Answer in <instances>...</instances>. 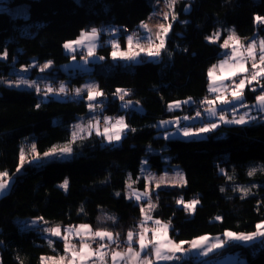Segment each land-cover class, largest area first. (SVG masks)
<instances>
[{
	"label": "trees",
	"instance_id": "trees-1",
	"mask_svg": "<svg viewBox=\"0 0 264 264\" xmlns=\"http://www.w3.org/2000/svg\"><path fill=\"white\" fill-rule=\"evenodd\" d=\"M4 2H29L31 12L25 18L0 12V54H7L0 59V76L9 74L12 63L28 66L32 58L50 60V82L68 79L71 88L80 84L84 74L67 75L60 69L70 58L64 53L66 42L92 29L139 26L151 11L149 0ZM187 4L190 11L184 13ZM174 11L177 20L165 48L155 57L158 62H114L109 46L97 49L103 60L93 64L91 74L101 98L110 101V96L122 90L129 93L124 100L139 107L122 109L117 98L99 112L124 119L127 131L117 146L95 134L72 142L69 127L87 116L88 101L49 94L40 100L32 90L0 85V172L15 173L24 142L33 143L38 154L72 142L69 160L25 165L9 191L0 195V264H41L42 256L63 253L60 241L49 245L36 229H21L17 221L21 218L41 220L50 227L87 224L124 240L141 219L140 204L126 198L124 187L130 177L135 189L144 190V180L138 177L143 158L160 172L167 156L184 173L181 187L152 192L156 197L152 215L169 223V236L175 242L225 231L252 233L264 222L263 119L248 125L222 124L206 136L190 139L165 140L156 127L159 120L174 114L167 111L173 101L192 98L194 104L183 108L188 114L206 109L201 106L209 96L208 70L222 58L221 43L226 35L223 31L216 43L206 38L225 26L234 27L244 40L255 29L261 34L264 23L256 17L264 18V0H178ZM121 38L124 44L123 35ZM74 55L78 56L77 51ZM259 90H247V100H253ZM149 149L160 152L149 153ZM64 180L68 183L63 189L60 183ZM242 188L248 189L247 195ZM190 200L198 201L192 210L177 203ZM230 247L231 253L237 252L243 259L242 264H264L262 240Z\"/></svg>",
	"mask_w": 264,
	"mask_h": 264
},
{
	"label": "rangeland",
	"instance_id": "rangeland-1",
	"mask_svg": "<svg viewBox=\"0 0 264 264\" xmlns=\"http://www.w3.org/2000/svg\"><path fill=\"white\" fill-rule=\"evenodd\" d=\"M4 1L5 0H0V12L9 13L13 17H24V18L27 17L31 12V4L29 2L10 5L9 3H6ZM149 1H150V6H151V11L148 14L147 18L143 21V23L148 25V29L150 30V32L141 28L140 27L141 24H139V27L142 31V36H141L139 42L145 48L148 47V42H147L146 38L149 35L151 36V39H152L154 45L159 44V40L157 39V33L162 35L165 39V42H166V39L171 32L172 26H173L174 22L177 20V16H176L175 11H174L176 3L174 4L172 9H169L167 6L168 0H149ZM176 1H178V0H176ZM165 13L168 14L167 19H165ZM173 15H175V19L172 18ZM150 17H151V19H150ZM160 24H163L165 27H167L169 24L171 25L167 34H164L162 32L161 28L159 27ZM118 29H119L118 27H113V26L97 28L96 29L97 30V37H96L95 41L92 42V43H94L95 47L93 49V54L91 56L88 55L87 42L84 46H75L74 45V48H75L74 51H69V50L65 49V47L63 46L64 53L69 55L70 58L67 62L60 65V69L62 70V72L66 73L67 75H75L76 73L84 74L83 79L80 82V84H73L72 88L69 86L68 82L66 81L68 79H66V80L57 79L59 81L50 82V80L48 78L50 73L48 71L51 70V68H52V65H53L52 62L50 60L38 61L36 58H32L31 62L28 66H24V65L23 66H15L12 63L9 74L7 76H0V85L12 87V88H16V89L32 90L38 95V98L40 100H41L42 95H44V97H46L49 94V95H52L55 97H59L58 95L70 96V97L72 96L75 99H80V100L83 99L85 101H88L87 116L78 118V120L75 121L74 123H72L69 127V129L71 131L72 142L77 141V140H82L91 134L97 135V129L101 133V135H98V136L104 137L103 132H104V129L106 127V125L104 123L105 118H108V121H109V123L107 125V127L109 128L108 134L112 135L117 130L115 128H112V125H115L116 121L122 117L121 116H118V117L117 116H113V117H105L104 116V117L100 118V120H98L95 116L99 113H94V111L104 108L103 105L98 104L99 101H101L103 98H101L100 95H96L94 100L89 101L88 95H89V89L90 88L93 91V95H95L97 92L100 93V91L98 90V87H97V81H96L95 77L91 74L94 67H95L93 64L99 63L103 60V59H101V56L97 53V49L100 46L105 45V46L110 47V49H111L110 59L112 61H114V62L126 61L125 59H121L119 57V54H117V56L115 58L112 55V53L114 51V49L112 47V43L114 41L119 46L118 51H125L126 52L128 50V44H127V39H126L128 36H123L124 44H122V42H121L122 38H121V35H120ZM223 31L225 32L226 37L222 41L221 45H223L224 41L229 37V35H231L233 33L235 34V36L237 38H239L240 44L245 46V47L247 46V44H249L253 40L258 42L259 40L264 39V36L263 35L259 36L258 30L255 29L254 34L249 39L245 40V42H244L243 39H241L236 34L234 27H231V26L230 27L225 26L224 28H218L216 30V32H214L212 35H210L208 37H213L214 43H216ZM90 32H91V30L84 32V33H90ZM217 33H219V36H216ZM100 37H102V39ZM79 38H80V35L76 39L68 41L66 43L74 42V41L78 40ZM207 38H206V40L208 42H210L209 39H207ZM82 47L86 48L84 55L82 57L79 55L75 56L74 55L75 51L78 50L79 48L81 49ZM221 48H222V58L213 65V66H217L213 71V77L210 78L209 74H207V75H208V79H209L210 83L213 86L219 85L221 82H223L225 85L229 86V92L227 93L226 98L229 101H231L232 100V96L230 94L231 93V87L234 85V83H237L235 78L241 79V78H244V76L248 75V73L252 71V61L249 59L247 61V63L245 64V67H246V69H248V72L238 73L236 76L232 77L231 79H228L227 77L230 75V73L227 71L222 73L220 68H219V65H220L222 60L227 58L226 54L230 55L231 50H232V42L231 41L229 42V47L227 49H225L223 47H221ZM134 50L138 51V49H134ZM241 52H243V48H241ZM4 54L5 53L0 54V57H4ZM244 55L246 56L247 54L244 53ZM0 59L4 60L5 58H0ZM154 59H155V57H148L144 52H141L135 61H133V60H130V61L133 63H139L143 60L153 61ZM49 62H50V66L48 68L44 69L43 71H41V69L43 68V65H45L46 63H49ZM231 63H234V61H232ZM213 66L210 67L209 70L213 69ZM32 70H34V72H32ZM209 70H208V73H209ZM261 80L263 82L264 78H261ZM19 81H26L27 83H19L18 84L17 82H19ZM54 83H59V84H54ZM28 84H33L34 86L28 87ZM61 87H63L64 91H60ZM37 88L40 89L39 92L37 91ZM48 88H51L52 91L48 92L46 94L45 89H48ZM253 88H255L256 90H258L259 88L261 89V84L257 83V82H253L252 84L249 85L246 83V86L244 87V90H243V96H244L243 103L248 105V107H246V108L240 107L239 102H237V104L235 106L232 104L222 105L219 102H217V104L215 105V107L217 109V115L213 117L206 111L204 113L206 115V119L204 121L200 122L201 123L200 127H197V126L192 127L193 123H195L196 120L201 119V117L199 116L200 112H198L199 113L198 119L195 118L193 115H190L188 113L183 112V108L188 107L193 102L192 98H186V99L179 100V101H173L167 105V111L172 112L174 114L171 117L159 120L156 124V126L158 128H160V130H161V132L158 135L161 136L165 140L179 139V138H181V139L199 138L202 136H206V134H207V132L195 134V133H198L199 128L207 126V123H208L207 120H209L211 123H216L218 126H220L222 124H225V125H248V124H251V122H256V121L262 120L263 113L257 110L258 107H255V105H256L255 98L253 100H249V101L247 100V93L246 92H247V90L252 91ZM124 92L125 91H120L118 94L110 96L109 97L110 102H113L114 99L120 98L122 95H124ZM218 94L219 93L209 92V96L203 100V105L201 106L202 109L204 107H206V109L209 107L207 104L204 103V101L206 99H213L214 100ZM127 96H128V93H127V95H124L123 99H126ZM210 96H211V98H209ZM99 97L101 98V100ZM120 101H121L120 106L122 109L132 107L134 109L139 110V107L134 106L133 102L131 100H120ZM184 101H187V103H180L179 107H173L172 110H169L170 104L175 105L177 102H184ZM126 103H129V104L132 103V104H130V106H129ZM245 112L248 113V116L246 117L247 123H245V124H228V123L222 122L219 119L220 115H224L225 119L230 120L234 116L238 117L239 115H243ZM184 117H188V119H184ZM250 117H255V119H250ZM165 121H168L169 123L163 124L162 122H165ZM90 124L93 125V127L89 128ZM76 125H80L83 130L78 131V134L76 135V137L73 138V132L77 131ZM185 128L190 129L194 134L191 136H188V137L183 136L182 132ZM125 129L126 128H124L122 130L121 137L123 135H125ZM214 129H212V130H214ZM104 140H106V142H109L106 138ZM72 142L64 143L61 145H55L53 147H56L57 149L65 147V146L71 147ZM111 143H112V146H117L120 144V140H118V141L113 140ZM32 146H33V143H31V142L25 143L24 142L22 144V147L20 148V154H21L22 150L25 154V161H24L23 167L25 165H29V166L35 165V164L30 165L28 163V161H31L33 159L34 155L38 154L37 151H36V153L32 152ZM50 150H48V151H50ZM48 151H46V152H48ZM148 151H149V153L160 152V151H157L155 149H149ZM39 155L42 157L43 153L39 154ZM70 158H71V155L66 156V157H61V158L45 159V160H42L39 165H41L45 162L51 161V160L61 161V160H69ZM163 160H164V165H163V168L160 172H157L156 170L151 169L145 158H143L140 161L138 177H140L144 180L145 188L142 191L135 189L133 187L134 181L130 177H127L126 184L124 187V194L127 198H129V200L130 199L136 200V195H142L145 191H147L148 196L146 197V199L147 200L149 199V201H151V204L156 206V197L152 196V192H154L156 189H159L162 187H166V186L167 187H181L184 184V181H185L184 173H183L182 169L180 168V166L177 164H171L169 162V158L167 156L163 157ZM20 163H21V161H20V156H19V165H20ZM22 172H23V168H22L21 172H19V173L17 171H15L14 174H12V175L9 174L8 178L10 179V186L8 187V189L6 191H4V194L9 191L11 184L13 182V179L17 175L21 174ZM149 175H151L155 179L150 181L148 179ZM179 175L183 176L182 182L179 180ZM160 177H165L166 179H165L164 183L157 186V181L159 180ZM64 182H65V180L62 183H60V185L64 184ZM129 185H131V187H129ZM245 189H247V188H245ZM242 190H243V188H242ZM133 193H135L136 195H133ZM149 201H147L145 203H141L140 200H138L136 203L140 204L141 209L142 208L144 209V213L148 212L151 214L152 213L151 211H153L155 207L150 208L149 207ZM193 201H195V200H190L188 202L182 201L180 204H182L184 206L185 204H190ZM30 219L31 218H21V219L17 220L21 226V229H23V230H28V229L41 230L42 229L41 227H46V226L50 227L45 222L43 223V221H41V220H37V219L36 220H33V219L30 220ZM30 224H31V226H30ZM80 225H85V224H77V228ZM90 228L92 229L93 232L103 231V230H95L92 227H90ZM137 228H138V225H137ZM136 230L133 231V233L136 232ZM113 235H114V237L118 236L114 233H113ZM76 237H78V236H76ZM118 237L115 240V243L113 245H111L115 251H121L124 247V243L122 242L123 238H120V237L118 238ZM95 243H96V245H94ZM99 243H104V242L99 241L98 238H96L95 242H91L92 250H95L98 247ZM50 245H52V243ZM234 245H236V243L228 244V245L224 246L223 248H220L218 251H216V253H218L219 254L218 256H220V255L224 254L225 252H230L232 249L230 246H234ZM118 246H120L119 249H118ZM103 252L107 253V255L104 256L103 261H101L100 259H97V261L99 263L100 262L101 263L111 262V264H113V261L111 259V254H108V252H105V251H103ZM148 252L150 253V256H151L150 250ZM57 256H59V255H57ZM150 256L148 258H150ZM42 257L47 258L48 256H46V257L42 256ZM41 258H40V263L42 264ZM209 258L213 259V258H217V256L216 255H209V256L204 257V259H209ZM108 260H110V261H108ZM238 263H240V262H238ZM44 264H50L49 260L46 259L44 261ZM77 264H79V261H77Z\"/></svg>",
	"mask_w": 264,
	"mask_h": 264
},
{
	"label": "snow or ice",
	"instance_id": "snow-or-ice-1",
	"mask_svg": "<svg viewBox=\"0 0 264 264\" xmlns=\"http://www.w3.org/2000/svg\"><path fill=\"white\" fill-rule=\"evenodd\" d=\"M176 3V0H168V8L172 9L174 4ZM168 14L165 13V19H167ZM173 19H175V15L172 16ZM151 19V17H150ZM256 20L260 23H264V18L257 16ZM141 28L145 29L146 31L150 30L148 29V25L141 22L140 25ZM159 27L161 28L162 32L164 34H167L171 25L169 24L167 27H165L163 24H160ZM216 36H219V33L216 34ZM97 37V30L92 29L90 33H84L82 32L80 34V38L74 42L66 43L64 45L65 49L69 51H74V45L75 46H84L87 42V48H88V55L91 56L93 54V49L95 47L93 41H95ZM127 44H128V50L125 51H118L119 46L114 41L112 43V47L114 49L112 55L115 58L117 54H119V57L121 59L125 60H133L135 61L137 57L140 55L141 52H144L148 57H158L161 54V50L165 48V39L162 35L157 33V39L159 40L158 45H154L153 41L151 39V36L149 35L146 39L148 42V47L145 48L140 44V36L138 34H133L128 36L127 38ZM210 42H214L213 37H208ZM232 42V50L230 55L226 54L227 58L222 60L219 68L221 72H229L230 75L227 77L228 79H231L232 77L236 76L238 73H244L248 72V69H246L245 64L250 59L252 61V71L248 73V75L244 76V78L239 79L238 83H234V85L231 87V96L232 100L229 101L227 97V93L229 92V86L225 85L223 82H221L219 85L213 86L210 83L209 91L214 93H219L216 98L213 99H206L204 101L205 104H207L209 107L206 109V111L211 116L217 115V109L215 105L217 102H219L222 105H236L237 102H239L240 107H248V105L243 103V90L244 87L247 84H252L253 82H257L261 84V92L260 94L255 96L256 105L255 107H258L261 112H264V82H262L261 78H264V39L259 40L258 42L253 40L247 46H243L239 42V38L235 36V34L229 35V37L224 41L223 45L221 47L227 49L229 47V42ZM241 48H243V52H241ZM134 49H138L134 50ZM244 53L247 55L245 56ZM6 53L4 54V57L0 58H6ZM103 59V57H101ZM234 61V63H231ZM50 66V62L43 65L44 69L48 68ZM217 66H213V69L209 70V77H213V71ZM19 83H27L26 81H19ZM33 84H28V87H33ZM37 91L39 92L40 89L37 88ZM52 89L48 88L45 89V93L51 92ZM60 91H64L63 87H61ZM118 92L122 90H117ZM252 91H256L255 88L252 89ZM96 95H101V93L97 92L95 95H93V91L90 88L89 89V95L88 99L89 101H92L95 99ZM124 95H127V92H124ZM124 95L120 97L121 100H123ZM180 103H187V101L184 102H177L175 105H169V110H172L173 107H179ZM235 110V109H234ZM199 115V113H198ZM248 116V113L245 112L243 115H239L238 117L234 116L232 119L227 120L225 119L224 115H220L219 119L228 124H245L247 123L246 117ZM184 119H188V117H184ZM250 119H255V117H250ZM106 127L104 129L103 135L104 137L111 143L113 140H120L121 138V132L124 128L127 127V125L124 122L123 118H120L116 121L115 125H112V128L117 129L114 134L109 135V128L107 127L109 121L108 118H105L104 121ZM163 124L169 123L168 121L162 122ZM218 125L216 123H210L206 127H201L198 130V133H206L211 131L212 129L216 128ZM93 127V125H89V128ZM77 131L73 132V138L76 137L78 134V131H82L80 125H76ZM134 131V130H133ZM194 133L188 129L185 128L182 132V135L185 137L191 136ZM97 135H101L99 130L97 129ZM32 152L36 153L35 145L32 146ZM72 148L70 146H65L62 148L57 149L56 147H53L50 151L43 153V156L41 157L39 154H36L33 156V159L31 161H28L30 165L35 164L39 165L42 160L45 159H52V158H61L71 155ZM20 165L17 167L16 171L19 173L21 172L23 168V164L25 161V154L23 150L20 154ZM255 172V169L250 171L248 174L251 176ZM9 174L5 172H0V193H3L8 189L10 186V179L8 178ZM148 179L151 181L155 179L151 175L148 176ZM165 177H160L157 181V186L165 182ZM179 180L183 181V176L179 175ZM67 180H65L64 184L60 185L62 188H66L67 186ZM131 187V185H129ZM223 191V189H221ZM244 192V195H247V189L242 190ZM133 195H136L133 193ZM148 196V192L145 191L142 195H136V199L140 200L144 197ZM243 198V197H242ZM182 201H177V203H181ZM198 203V201H193L190 204H185L184 207L186 209H193L194 205ZM149 207L153 208L155 205L151 204V201H149ZM141 212H144V209H141ZM152 219L151 216H146L145 220L141 222V232L138 234V244H139V250H134L132 247L133 244V237L134 234L132 232H129L127 234V252L122 253L119 251L113 250L111 253V259L113 261V264H116L118 260H126V264H157V262L160 261H172L177 259V253H182L183 251V245L185 242L176 243L172 241L170 238L167 237V231L168 226L162 225L159 220L153 221L154 227L151 229L146 226L147 220ZM256 231L252 233H234L232 231H225L223 233V239H216L215 242L209 243V238L207 236L199 237L190 243V247L192 249H202V255L207 256L209 253L213 252L214 250L223 248L225 245L232 244L235 242H242V243H249L254 240H262L264 241V222L258 223L256 226ZM46 232H48L52 237H61V229L57 227H51L48 229H45ZM151 231L152 236L151 239L147 237V233ZM65 235H63L62 239L65 241L64 243V252L66 254H70V259H67L66 264H77V261L79 260L81 264L83 262L89 260L92 256H97L101 261H103L104 256L107 255V253H104L101 251V249L110 246L111 243L115 242L117 237L113 236V233L109 231H96L92 232L90 227L88 225H80L77 229H65L64 230ZM73 232L80 237V244L79 249L77 250L76 245L71 244L69 242V235H71ZM163 237V238H161ZM96 238L99 239V241L103 242L105 241V238H107L108 243H99L98 247L93 251L91 248V242H95ZM91 241V242H90ZM51 243V241H50ZM150 250L151 255L155 258L149 259L148 258V251ZM146 253V255L142 258L141 253ZM52 261V264H65L66 257L62 256L59 258V260H55L54 258H41L42 264H44L45 260Z\"/></svg>",
	"mask_w": 264,
	"mask_h": 264
},
{
	"label": "crops",
	"instance_id": "crops-1",
	"mask_svg": "<svg viewBox=\"0 0 264 264\" xmlns=\"http://www.w3.org/2000/svg\"><path fill=\"white\" fill-rule=\"evenodd\" d=\"M259 36L260 35H263L264 36V32H262L261 34H258ZM249 39V38H248ZM245 40H247V39H245ZM245 40L243 39V41L245 42ZM222 49V48H221ZM111 60V59H110ZM112 61V60H111ZM128 61H130V60H126V61H124V62H128ZM124 62H120V63H124ZM207 77H208V75H207ZM263 82H264V80H263ZM226 83V82H225ZM210 85V81H209V79H208V86ZM260 89V88H259ZM209 87H208V95H209ZM260 92H261V89L259 90V93L258 94H260ZM257 94V95H258ZM126 104H129V103H126ZM194 104V102H192L189 106H191V105H193ZM130 106V105H129ZM257 110L258 111H260L259 110V108H257ZM198 112H200V117H201V119H198V114H197V112H194V113H191L190 115H193L195 118H197L198 120H196V125L195 126H197V127H200V122L201 121H204L205 119H206V115L204 114L205 112H206V109H203V110H200V111H198ZM261 112V111H260ZM263 113V115H262V119L264 120V112H262ZM199 121V122H198ZM208 121V123H207V125L208 124H210L211 122L209 121V120H207ZM194 126V127H195ZM157 127V126H156ZM158 128V127H157ZM158 129H160V128H158ZM127 131V127H126V129H125V132ZM207 133H209V132H207ZM104 136V135H103ZM104 139H105V137H103ZM106 141V140H105ZM167 187V186H166ZM4 193V192H3ZM3 193H0V195L1 194H3ZM127 198V197H126ZM127 199H129V198H127ZM131 200H133L134 202H137L138 200L136 199V200H134V199H131ZM147 201H149V199L147 200L146 199V197H144V198H142V199H140V202L141 203H145V202H147ZM196 205V204H195ZM194 205V206H195ZM155 209V208H154ZM190 210V209H189ZM154 211V210H153ZM153 211H151L152 213H153ZM142 213V212H141ZM152 213L150 214V213H148V212H143L142 214H141V219H140V222H139V224H138V228H137V230H136V232H132L133 234H134V237H133V244H132V247H133V249L134 250H139V244H138V234L141 232V222L142 221H144L145 220V217L146 216H151V218L152 219H150V220H147V223H146V226L148 227V228H152V227H154V224H153V221H155V220H159L160 222H161V224L162 225H167L168 226V231H167V237L168 238H170V236H169V227H170V225H169V223L168 222H166V221H162V220H160V219H157V218H154L153 217V215H152ZM30 220H32V219H30ZM33 220H36V219H33ZM44 223V222H43ZM87 225V224H86ZM30 226H31V224H30ZM58 225H55V226H51V227H57ZM89 226V225H88ZM60 229H61V237H52L48 232H46L45 231V229H48V228H50V227H41L42 229V231L41 230H37L39 233H40V235L45 239V241L50 245L51 243H52V241L53 240H57V241H60L61 243H62V245H63V253L61 254V255H59V256H48L47 258H49V257H51V258H54L55 260H59V258L60 257H62V256H64V257H66V260H65V264H66V262H67V259H70L71 257H70V255L69 254H66L65 252H64V243H65V241L62 239V237H63V235H65V232H64V230L65 229H73V230H75V229H77V225H71V226H65L64 228L63 227H60V226H58ZM91 229V228H90ZM91 231H92V229H91ZM256 231V230H255ZM93 232V231H92ZM147 237L149 238V239H151V236H152V233H151V231H149L147 234ZM77 235L75 234V232H73L71 235H69V237H68V239H69V242L71 243V244H74V245H76V248H77V250L79 249V244H80V237H76ZM204 236H207L208 238H209V243H213V242H215V240L216 239H223V234H221V235H216V236H210V235H204ZM200 237H203V236H200ZM161 238H163V237H161ZM197 238H199V237H197ZM197 238H194L193 240H195V239H197ZM171 239V238H170ZM172 240V239H171ZM193 240H191V241H193ZM50 241H51V243H50ZM172 241H174V240H172ZM191 241H189V242H191ZM105 244H107L108 243V241H107V238H105V241H103ZM123 243H124V247H123V249L121 250V251H119V252H122V253H126L127 252V247H128V245H127V235H126V237H125V239L122 241ZM175 242V241H174ZM189 242H186V243H184V245H183V251H182V253H177L176 255H177V259H175V260H172V261H160V262H157V264H174V263H176V262H184V261H188V260H192V261H195V260H198V259H202V258H204V257H206V256H204V255H202L201 253H202V249H192L191 247H190V243ZM115 242H113V243H111L110 244V246H108V247H105V248H103V249H101V251L103 252V251H105V252H108V254H111L112 253V251L114 250L113 249V247L111 246V245H113ZM176 243H178V242H176ZM236 244H241L242 242H235ZM262 243L264 244V241H262ZM226 246V245H225ZM219 249H217V250H214L213 252H211V253H209L207 256H209V255H212V254H214V253H216V251H218ZM94 251V250H93ZM145 254L146 253H141V257L143 258L144 256H145ZM44 257H46V256H44ZM97 259H99L97 256H92L89 260H87V261H85V262H83V264H111V262H108V263H99L98 261H97ZM149 259H155L152 255L150 256V258ZM42 261V260H41ZM79 261V260H78ZM108 261H110V260H108ZM50 262V264H52V261H49ZM238 262H240V263H238ZM217 263L218 264H242L243 263V259L238 255V253L237 252H235V253H231V252H225L224 254H222V255H220V256H217ZM79 264H81V262L79 261ZM116 264H126V260H118L117 262H116Z\"/></svg>",
	"mask_w": 264,
	"mask_h": 264
},
{
	"label": "built area",
	"instance_id": "built-area-1",
	"mask_svg": "<svg viewBox=\"0 0 264 264\" xmlns=\"http://www.w3.org/2000/svg\"><path fill=\"white\" fill-rule=\"evenodd\" d=\"M119 33L120 34H124V35H127V36H130V35H133L134 33L135 34H138L139 36L141 35L140 34V30L136 27V26H134V27H125V26H123V27H120L119 29ZM84 55V50H83V48L82 49H80L79 50V56H83ZM235 80L237 81V83L239 82V79L238 78H235ZM54 84H59V83H54ZM128 96H129V93H128ZM127 96V97H128ZM121 100V99H120ZM119 100V101H120ZM124 100V99H123ZM114 101V100H113ZM108 103H110V101H108V100H104V99H102L101 101H99V105H103L104 107L106 106V104H108ZM112 103V102H111ZM102 109H99V110H96V111H94L95 113H99L100 111H101ZM98 120H100V118H102V117H104V116H101L100 114H97L96 116H95ZM96 120V119H95ZM94 245H96V243L94 244ZM120 248V246H118V249ZM148 257L150 256V253L148 252ZM195 263H197V264H216V262H215V260L214 259H212V258H209V259H201V260H197Z\"/></svg>",
	"mask_w": 264,
	"mask_h": 264
},
{
	"label": "water",
	"instance_id": "water-1",
	"mask_svg": "<svg viewBox=\"0 0 264 264\" xmlns=\"http://www.w3.org/2000/svg\"><path fill=\"white\" fill-rule=\"evenodd\" d=\"M190 11V5L187 4L185 7H184V13H188ZM154 62H158L157 60H155Z\"/></svg>",
	"mask_w": 264,
	"mask_h": 264
}]
</instances>
